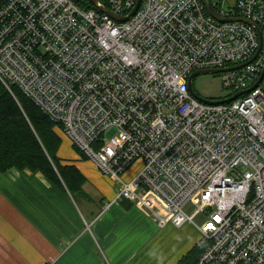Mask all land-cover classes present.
<instances>
[{
  "label": "built area",
  "instance_id": "1",
  "mask_svg": "<svg viewBox=\"0 0 264 264\" xmlns=\"http://www.w3.org/2000/svg\"><path fill=\"white\" fill-rule=\"evenodd\" d=\"M103 1L120 16L136 4ZM210 1L221 17L247 18L261 31L257 56L221 72L231 95L264 65V0L228 9ZM81 2L0 0V81L117 183L115 200H130L159 226L191 223L207 240L193 264H264V89L222 103L188 89L191 72L252 57L256 28L217 21L201 0H141L126 20Z\"/></svg>",
  "mask_w": 264,
  "mask_h": 264
},
{
  "label": "crops",
  "instance_id": "2",
  "mask_svg": "<svg viewBox=\"0 0 264 264\" xmlns=\"http://www.w3.org/2000/svg\"><path fill=\"white\" fill-rule=\"evenodd\" d=\"M63 142L58 154L67 160L62 163H73L84 173L81 192L71 194L40 171H0V264H37L43 259L53 264H138L145 225L154 220L130 200H115L117 183L108 176L115 187L101 191L94 181L102 176L96 167L83 163L85 158L74 148L76 155L63 154ZM86 166L96 169L97 176ZM134 171L131 166L125 177Z\"/></svg>",
  "mask_w": 264,
  "mask_h": 264
},
{
  "label": "trees",
  "instance_id": "3",
  "mask_svg": "<svg viewBox=\"0 0 264 264\" xmlns=\"http://www.w3.org/2000/svg\"><path fill=\"white\" fill-rule=\"evenodd\" d=\"M81 3L91 6L85 0ZM12 91L14 95L0 81V171L12 168L40 171L51 182L63 183L71 194L81 192L84 173L73 163H62L67 159L58 154L62 137L56 129L57 124L18 87L13 86ZM228 95L230 93L225 96ZM206 243L204 237L197 239L175 264H193Z\"/></svg>",
  "mask_w": 264,
  "mask_h": 264
},
{
  "label": "rangeland",
  "instance_id": "4",
  "mask_svg": "<svg viewBox=\"0 0 264 264\" xmlns=\"http://www.w3.org/2000/svg\"><path fill=\"white\" fill-rule=\"evenodd\" d=\"M232 2L233 0H226L224 2V8L228 9ZM221 74V72H218L195 76L192 80L194 90L200 96L210 99L225 96L228 91L221 84ZM260 85L264 89V78ZM57 129L64 140L61 152L63 154H70L72 151V155H76V152L73 151L72 144L66 138L63 130L58 126ZM113 132L114 129L108 130L106 132L107 137ZM65 141H68L69 144ZM82 160L83 163L88 164L87 159ZM88 169L92 172V175L97 176L95 174L96 169H91L89 166L87 167ZM97 172L102 176L94 178V181L99 183L96 186L103 192H110V189L113 186L115 187V183L110 181L106 175L99 171ZM195 205V203L188 204L185 210L191 212ZM204 218L205 215L202 213L195 216L197 222L202 221ZM154 223H147L145 225L146 235L144 236V241H141L142 247L138 253V264H175L192 247L194 242L202 237L199 231L189 222L181 226H175L171 223L159 226Z\"/></svg>",
  "mask_w": 264,
  "mask_h": 264
},
{
  "label": "water",
  "instance_id": "5",
  "mask_svg": "<svg viewBox=\"0 0 264 264\" xmlns=\"http://www.w3.org/2000/svg\"><path fill=\"white\" fill-rule=\"evenodd\" d=\"M89 2H91V4L95 5L98 9H100L103 12L108 13L111 17L115 18L116 20H126L129 16H131L136 9L138 8L140 1L141 0H136V4L133 7V9L125 16H120L117 15L115 13H113L111 10H109L105 5L101 4L98 2V0H87ZM201 2L205 5L208 13L213 16L217 21H233V20H242L245 21L247 23L252 24L258 33V38H259V46L257 48V50L255 51V53L252 55V57H250L247 61L233 65V66H226V67H222V68H207V69H199V70H195L193 72L190 73L189 77H188V89L190 91V93L196 97L197 99L204 101V102H209V103H222V102H228L231 101L233 99H235L236 97H238L241 94L244 93H248L249 91H251L252 89H254L258 84L261 83V81L264 78V65L257 77V79L255 80V82L250 85L247 88L241 89L239 91H236L234 93H232L231 95L225 96V97H221V98H217V99H210V98H206V97H202L200 96L193 88L192 85V80L195 76L200 75V74H206V73H218V72H222V71H227V70H232V69H237L240 68L244 65H246L247 63L251 62L258 54L260 48H261V31L259 26L254 23L253 21L247 19V18H243V17H229V18H225V17H221L217 11L215 10L214 6L212 5L210 0H201Z\"/></svg>",
  "mask_w": 264,
  "mask_h": 264
}]
</instances>
